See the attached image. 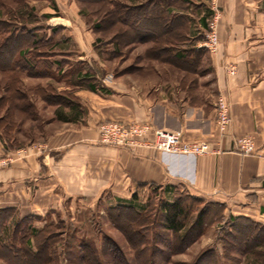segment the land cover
<instances>
[{
    "label": "rangeland",
    "instance_id": "1",
    "mask_svg": "<svg viewBox=\"0 0 264 264\" xmlns=\"http://www.w3.org/2000/svg\"><path fill=\"white\" fill-rule=\"evenodd\" d=\"M16 1L0 0V19L14 29L25 27L31 30L40 46L34 53L25 54L30 64L19 63L13 73L0 72V160L10 159L8 165L29 157L30 149H47L52 145L55 135L69 128L80 127L86 121H96L99 113L122 121L119 116L123 112L132 113V109L117 110L114 105H106L108 98H115L122 92L152 102H156L158 97H167L179 112L182 101L188 99L186 107L202 106L214 112L215 120L217 102L221 99L227 103L214 90L212 68L207 61V55L215 53L217 48L211 52L203 47L207 54L202 56L203 63L199 67L195 63L192 66L185 65L182 60L173 58V53L169 51L155 55L161 58L160 61L146 57V52L155 44L160 48L169 46L172 41L169 38L180 26L178 22L173 25L174 28L166 27L167 17L162 15L158 4L143 10H133L135 18L144 19L147 23L140 37L144 34H150L151 37L150 42L133 44L129 41L136 38L137 34L131 29L130 23H125L130 27L129 30H119L117 33L116 28L122 29L124 23H120L122 28L117 27L112 23L114 17L106 12L113 9L115 4L112 3L116 1L132 4L133 0ZM188 1L191 4V14L188 15L192 26L190 39L197 37L198 33L202 34V31H198L202 17L206 18L207 27L199 43L191 40L186 44L187 49L196 50V45L203 44L206 36L211 34L212 25L216 27L219 43L217 26L222 9L218 0H206L203 8L197 6L200 5L198 0ZM206 11L210 13L208 16ZM46 15L50 17L46 18ZM179 46L182 48L185 44ZM147 54L149 56L150 53ZM77 73L81 76L74 78ZM88 83L94 85V91L86 88ZM42 90H46L50 97L59 95V99H56L59 102L45 101ZM161 91L163 94H159ZM68 104H76L78 114H71L70 109L64 108ZM61 105V114L64 117L70 115L72 120L57 119L55 111ZM247 137L257 147L254 138ZM167 186L61 185L60 189L56 188L52 193L50 191L49 196L43 191L51 190L52 185H40V193L35 190L37 187L31 188L28 199L40 204V210L29 209L24 202L22 206L13 204L0 208V254L5 253L4 247H21L19 235L22 234L29 239L28 246L32 249L33 246L45 244L49 249L48 254L53 255L52 264H83L82 256L77 257L83 255L80 254L81 244L94 248L99 253L96 257L104 264H111L106 251L114 247L131 264H138L139 259L125 233L136 239V234L141 231L140 234L145 235L150 242L145 247L148 252L156 248L167 254L166 249L158 245L162 237L169 241L172 235L161 227L162 208L165 203L176 199L190 205L192 216L202 208L209 209V214L200 238L183 253L168 257L169 264H193L204 253H212L211 258L217 264H264L263 256H240L230 252L234 250H226L227 247L254 240L245 231L247 222L241 219L257 222L249 217L224 213L222 206L208 204L205 199L199 198V203L192 202L185 196L188 191L184 185H174L175 191H169ZM125 201L130 202L136 210L118 209L117 213H112L113 208H120ZM126 217L134 220L127 221ZM140 222L146 223L141 227ZM34 229L39 230V235L33 232ZM261 236L263 234H258L257 238ZM152 240L156 241L154 245ZM225 254L231 261L224 258ZM21 262L29 264L24 256ZM0 264L7 262L0 257Z\"/></svg>",
    "mask_w": 264,
    "mask_h": 264
},
{
    "label": "crops",
    "instance_id": "2",
    "mask_svg": "<svg viewBox=\"0 0 264 264\" xmlns=\"http://www.w3.org/2000/svg\"><path fill=\"white\" fill-rule=\"evenodd\" d=\"M198 1L197 6H206V0ZM218 3L222 9L217 26L219 43L208 63L214 90L230 107L232 123L226 135L220 136L216 130L214 112L202 106L186 107L188 99L182 101L180 112L167 97L152 102L122 92L106 100V105H114L117 110L132 109V113L119 116L125 123L181 130L184 141H207L212 153L194 161L162 160L152 149L131 151L101 145L97 142L99 125L116 119L99 113L96 121L55 135L47 149H30L29 157L2 168L0 208L22 206L24 202L29 209L40 210V204L28 199L31 188L42 192L40 185H52L51 190L43 191L47 196L61 185H184L190 196L221 205L224 213L249 217L264 225V159L233 150L235 139L251 136L256 148L264 152V0ZM189 4L188 0H175L166 7L169 14L182 15L186 24L180 23V30L188 38L192 28ZM204 22L202 17L198 24L202 34L206 30ZM202 34L193 37L195 43Z\"/></svg>",
    "mask_w": 264,
    "mask_h": 264
},
{
    "label": "trees",
    "instance_id": "3",
    "mask_svg": "<svg viewBox=\"0 0 264 264\" xmlns=\"http://www.w3.org/2000/svg\"><path fill=\"white\" fill-rule=\"evenodd\" d=\"M16 1V0H15ZM94 2H105L107 0H92ZM175 0H133L132 4H124L116 1V3H112L113 9L108 12L110 15H112L114 18L112 19V23L119 26V28H122V25L120 23H124L122 29L116 28V32L118 31H125L133 29L135 33L137 34L136 38L130 39L129 42L135 44V43H143V42H150L151 37L150 34L143 35V37H140L144 31V28L147 27V23L144 21V19L138 20L135 18L134 11L135 10H143L147 6H156L159 5L158 8L162 10V15L167 17V24L166 27L174 28L173 25L176 23H185L182 21L181 16L182 15H171L168 13L167 6L170 3H173ZM16 2H21V0H18ZM111 2V1H110ZM159 2V3H157ZM177 2V1H176ZM20 4V3H19ZM177 5L179 3H176ZM176 5V6H177ZM54 8H56L54 6ZM134 10V11H133ZM32 11V10H31ZM210 13L207 14V16ZM15 15V14H10ZM32 16V15H31ZM46 18L50 17V15H46ZM124 21V22H122ZM130 23V27L125 23ZM205 27H207L206 18H205ZM186 24V23H185ZM99 26V25H98ZM181 27H177V31L174 30L173 35L169 38L170 39V45L167 47L160 48L158 45H154L150 47L151 49L148 50L149 57L146 52V57L149 60H157L160 61L161 58H157L155 55L163 54L164 52H171L173 53V58L180 59L185 63V65L192 66L194 63L196 66L199 67L200 63L202 62V56H205L207 54V51L202 47L201 49L196 50L194 48L187 49L186 44L188 42H191L192 39L190 37L188 38L186 35V32H182ZM195 39H193L194 41ZM185 47H180L179 45H184ZM193 44V43H192ZM191 44V45H192ZM38 41L35 37H33V33L31 30H27L25 27L13 28L10 27L6 21H2L0 19V72L6 73V72H14V67L18 66L19 63L25 62L26 65L30 64L29 59L26 58L25 54L28 52L34 53L39 48ZM168 49V50H167ZM34 55V54H32ZM37 57V55L35 54ZM209 55H207V61H208ZM17 60V61H15ZM14 64V65H13ZM80 73H77L74 78H78ZM78 83H81L79 81ZM78 85V84H77ZM76 85V86H77ZM86 88L90 91H94L95 87L93 84L88 83L86 85ZM18 93V91L16 92ZM42 95L44 97L45 101L48 102H59L56 101V99H59V95H54L53 97H50L47 95L46 90H42ZM71 104L70 102H68ZM68 104V105H69ZM63 105L59 106V109L55 111V115L58 120L62 121H70L72 118L64 117L61 112L63 110ZM64 108L70 109L69 112L71 114H78V106L75 105H69L65 106ZM23 110V108H22ZM24 111V110H23ZM166 188L170 191L171 189L175 191V188L171 185H168ZM185 196L187 199L191 200L192 202H201L199 198L190 196L187 192L185 193ZM213 204V203H208ZM218 205V204H213ZM120 208H113L111 211L112 213H117L118 209L124 210V209H130L132 211H135L136 208L132 207L130 205V202L125 201V203L120 205ZM221 206V205H220ZM163 221L161 227L171 232V239L168 241L165 238H161L159 240L158 245L164 247L166 249L167 254L162 252L159 249L147 251L145 247H148L150 242L147 241V237L145 235L140 234L141 231H139L136 234V239L129 237L126 234V237L128 241L131 243V247L135 250V256L137 259H139L138 264H169L170 262V256L177 254V253H183L188 247H190L195 241H197L200 236L203 234L204 227L206 226L207 221V215L209 214V209L206 210V208H202L196 211L195 216H192L191 213V207L189 204H184L183 202L174 199L170 203H165L163 206ZM222 209L223 206H222ZM127 221H131L134 219H127ZM247 222L245 231L248 232L254 240L248 241L245 243H241V245L237 246H230L227 247V251H230L231 253L234 252L240 256H246L249 254H254L257 256H263L264 258V251H262L264 248V225H261L259 223H254L251 221H247V219H241ZM146 222H140L139 226H144ZM248 228V229H247ZM33 232L35 234L39 235V230L34 229ZM125 232V231H124ZM24 234V233H23ZM258 234H263L260 238H257ZM19 244L21 247L11 246L9 248L4 247L3 250L5 253L0 254V257L3 258L7 264H21L23 256L28 259L29 264H52V254H48L49 249L44 244L41 247L38 245L36 247L33 246V249L30 248L29 245V239H26L25 235L20 234ZM256 236V237H254ZM152 244L156 243V241H151ZM157 245V244H156ZM145 248L141 250L142 248ZM229 246V245H228ZM80 254L83 255H77V257L82 256L83 264H104L103 261H99L96 255H99L98 252L95 251L94 248L87 244H81L79 246ZM114 249V250H113ZM112 250L108 249L106 251V254L108 257H110L109 260H111V264H131V262L125 258L122 257L121 253L114 247ZM262 251V252H261ZM105 254V255H106ZM117 255V257H116ZM53 256V255H52ZM119 256V258H118ZM212 253H204L199 258L196 259V261L193 264H217L214 258H211ZM224 258L226 260L231 261V258L225 254Z\"/></svg>",
    "mask_w": 264,
    "mask_h": 264
},
{
    "label": "built area",
    "instance_id": "4",
    "mask_svg": "<svg viewBox=\"0 0 264 264\" xmlns=\"http://www.w3.org/2000/svg\"><path fill=\"white\" fill-rule=\"evenodd\" d=\"M215 25L210 26L211 34L201 47L214 52L218 46ZM232 71V70H231ZM232 118L229 104L219 100L216 104L215 128L220 136L225 135L231 126ZM97 142L104 146L120 147L127 150L152 149L159 153L161 159L195 160L199 156L212 153L209 142L183 140L182 133L176 130L153 128L146 123H125L123 121H107L98 127ZM235 152L241 155H254L264 159V152L258 151L250 137L235 139ZM10 159L0 160V168L7 166Z\"/></svg>",
    "mask_w": 264,
    "mask_h": 264
}]
</instances>
